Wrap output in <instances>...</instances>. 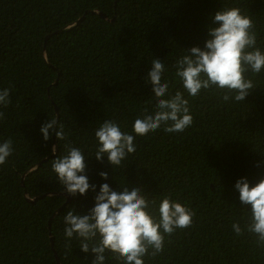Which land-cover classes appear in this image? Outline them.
<instances>
[{"label": "trees", "instance_id": "obj_1", "mask_svg": "<svg viewBox=\"0 0 264 264\" xmlns=\"http://www.w3.org/2000/svg\"><path fill=\"white\" fill-rule=\"evenodd\" d=\"M228 7L252 18L264 51V0H0V90H10V103L0 105V143L13 141L0 165V264H91L95 254L80 249L81 238L65 236L64 217L86 214L103 183L117 192L141 188L156 219L166 195L195 213L144 264H264V247L246 230L251 205L234 187L240 178L250 186L264 178V70L245 73L254 88L241 102H225L215 87L192 97L175 76L177 59L204 48L208 27L218 26L211 16ZM154 58L164 63L169 92L188 100L193 124L136 136L137 115L155 110L146 83ZM53 118L64 140L51 130L43 139L40 128ZM106 119L135 137L136 151L120 166L95 158V130ZM66 144L84 153L95 191H64L52 162ZM105 256V264H123Z\"/></svg>", "mask_w": 264, "mask_h": 264}, {"label": "clouds", "instance_id": "obj_2", "mask_svg": "<svg viewBox=\"0 0 264 264\" xmlns=\"http://www.w3.org/2000/svg\"><path fill=\"white\" fill-rule=\"evenodd\" d=\"M212 24L208 27L209 39L204 48L198 46L186 50L185 55L177 59L175 76L180 79L187 93L196 97L201 90L213 87L224 90L225 102L234 99L244 101L249 90L254 88L253 81L245 73L251 71L259 74L264 70V51L257 47L255 25L251 17L243 14L238 7L222 8L211 16ZM165 71L161 59L151 61V70L147 72L146 83L152 85L155 97V110L144 109L133 123L136 136H145L155 132L164 125L168 133L183 132L193 124L189 102L181 91L169 92V83L162 77ZM10 90H0V105L7 107L10 103ZM167 97V98H166ZM5 118L0 111V120ZM55 134L57 140L66 138L64 125L53 118L40 128L45 141ZM98 145L95 152L97 161L107 162L111 166H120L129 154L136 151L134 135L121 130L113 119L104 120L95 130ZM13 141L9 138L0 143V165L12 154ZM66 155L52 162V170L57 174L64 191L71 195L83 196L96 185H90L86 174L84 153L70 144L65 145ZM103 180L109 178L107 172L99 173ZM242 205H251V218L246 230L255 234L257 243L264 247V178L250 186L247 178H240L235 183ZM122 191L113 190L108 183L100 185L95 196V205L86 214L68 211L64 217L66 227L64 234L80 239V249L95 254L91 264H105L106 251L115 255L123 264H144L143 257L160 254L164 249L165 235L171 236L177 229L192 225L195 213L180 202L164 196L159 205V219L150 211V202L139 187L131 190L125 185ZM232 229L237 236L243 234L239 223H233ZM99 237V239H97ZM92 241L93 243H89Z\"/></svg>", "mask_w": 264, "mask_h": 264}]
</instances>
